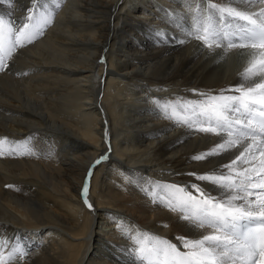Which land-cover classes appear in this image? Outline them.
<instances>
[{"label":"bare ground","instance_id":"1","mask_svg":"<svg viewBox=\"0 0 264 264\" xmlns=\"http://www.w3.org/2000/svg\"><path fill=\"white\" fill-rule=\"evenodd\" d=\"M34 2L0 0V16L24 21ZM189 3L45 0L52 23L0 75V138L36 151L0 157V244L8 242L0 252L9 264H139L128 251L133 234L181 248L179 237L208 234L169 211L161 187L198 184L219 198L189 173L222 170L243 145L196 161L227 137L175 123L174 113L205 96L239 95L251 57L189 37ZM89 169L91 210L82 197ZM14 243L27 249L23 259L10 257Z\"/></svg>","mask_w":264,"mask_h":264},{"label":"snow or ice","instance_id":"2","mask_svg":"<svg viewBox=\"0 0 264 264\" xmlns=\"http://www.w3.org/2000/svg\"><path fill=\"white\" fill-rule=\"evenodd\" d=\"M240 2L257 5L258 10L214 0H207L206 4L196 0L193 7L190 0L193 24L188 30L189 36L209 50L220 48L227 41L228 49L249 50L251 59L242 73L244 83L234 89L239 95L221 93L182 104V110H175L174 122L198 133L227 137L209 152L195 155L196 161L239 145L243 149L221 165L220 171L203 175L189 173L218 188L219 198L198 184H193L191 189L176 184L161 187L159 199L169 211L179 212L182 220L210 231L198 239L179 237L182 248L150 233L133 234L134 248L128 251L134 253L139 264H264V0ZM52 19L53 11L46 7L45 0L34 2L24 21L0 16V73L8 69V61L18 49L32 44L43 34ZM5 155L34 156L36 151L27 141L10 143L3 137L0 157ZM106 158L101 156L96 164ZM91 176L89 169L82 190L84 204L90 210L92 205L87 194ZM7 246V241L0 244V248ZM16 253L23 259L28 251L14 243L10 257ZM0 264H6L2 253Z\"/></svg>","mask_w":264,"mask_h":264},{"label":"rangeland","instance_id":"3","mask_svg":"<svg viewBox=\"0 0 264 264\" xmlns=\"http://www.w3.org/2000/svg\"><path fill=\"white\" fill-rule=\"evenodd\" d=\"M101 222V221H100Z\"/></svg>","mask_w":264,"mask_h":264}]
</instances>
